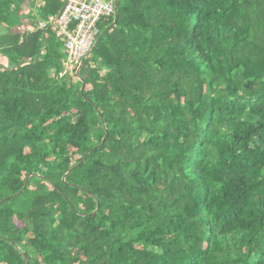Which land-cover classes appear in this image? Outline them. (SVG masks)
<instances>
[{"label":"trees","instance_id":"obj_1","mask_svg":"<svg viewBox=\"0 0 264 264\" xmlns=\"http://www.w3.org/2000/svg\"><path fill=\"white\" fill-rule=\"evenodd\" d=\"M63 3L0 0V264H264V0H118L84 95Z\"/></svg>","mask_w":264,"mask_h":264},{"label":"built area","instance_id":"obj_2","mask_svg":"<svg viewBox=\"0 0 264 264\" xmlns=\"http://www.w3.org/2000/svg\"><path fill=\"white\" fill-rule=\"evenodd\" d=\"M116 0H64L59 13L49 22L64 41L67 58L59 77L74 76L81 61L92 52L102 21L115 14ZM45 23H40L44 27ZM30 28H28L29 30Z\"/></svg>","mask_w":264,"mask_h":264},{"label":"water","instance_id":"obj_3","mask_svg":"<svg viewBox=\"0 0 264 264\" xmlns=\"http://www.w3.org/2000/svg\"><path fill=\"white\" fill-rule=\"evenodd\" d=\"M117 19H118V0H116V2H115V14H114V18H113V22L100 34V36L97 38V40H96V43H95V45L98 43V41L100 40V38L104 35V33L107 31V30H109L110 28H112L116 23H117ZM94 45V46H95ZM93 50V49H92ZM84 61H85V59L83 60V61H81V63L79 64V66H78V68H77V71H76V75H77V77H78V79L81 81V83H82V85H81V94L82 95H84V91H85V87H86V83H85V81H84V79L81 77V75H80V71H81V68H82V66H83V64H84ZM108 137V132L106 131V134H105V136H104V138L102 139V141H101V143H100V145L99 146H97V147H95V148H92L91 150H89L85 155H84V157L82 158V161L87 157V155L89 154V153H91L93 150H95V149H97V148H99V147H101L103 144H104V142H105V139ZM81 163V162H80ZM70 171H68L66 174H65V176L63 177V179H65V177L68 175V173H69ZM33 174H30L28 177H30V176H32ZM26 187V184L24 185V187H23V189ZM97 211V210H96ZM92 215H94V214H92ZM28 264V263H27Z\"/></svg>","mask_w":264,"mask_h":264},{"label":"rangeland","instance_id":"obj_4","mask_svg":"<svg viewBox=\"0 0 264 264\" xmlns=\"http://www.w3.org/2000/svg\"><path fill=\"white\" fill-rule=\"evenodd\" d=\"M66 55H67V54H66ZM65 60H66V59H65ZM65 60H64V61H65ZM64 61H63V69H64ZM70 77H71V76H70Z\"/></svg>","mask_w":264,"mask_h":264}]
</instances>
